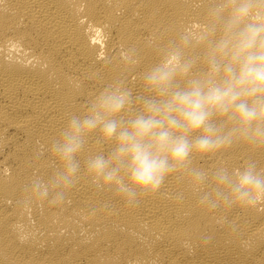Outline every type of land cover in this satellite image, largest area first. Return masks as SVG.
Listing matches in <instances>:
<instances>
[{
	"label": "bare ground",
	"instance_id": "bare-ground-1",
	"mask_svg": "<svg viewBox=\"0 0 264 264\" xmlns=\"http://www.w3.org/2000/svg\"><path fill=\"white\" fill-rule=\"evenodd\" d=\"M208 3L0 0V264H264V201L207 211L174 173L159 192L128 203L86 172L91 155L112 147L98 134L78 157L80 177L62 204L25 203L31 179L60 167L48 148L70 115L116 78L147 95L142 73L181 31L200 27ZM127 47L138 50L135 66L118 56ZM249 160L264 169V146L236 142L194 154L192 163L231 169Z\"/></svg>",
	"mask_w": 264,
	"mask_h": 264
},
{
	"label": "clouds",
	"instance_id": "clouds-1",
	"mask_svg": "<svg viewBox=\"0 0 264 264\" xmlns=\"http://www.w3.org/2000/svg\"><path fill=\"white\" fill-rule=\"evenodd\" d=\"M149 45L159 47L154 39ZM159 52L158 63L142 73L147 95H134L116 78L81 114L70 115L48 148L60 167L47 179H31L26 204H62L80 177L78 157L97 134L98 143L112 147L91 155L86 172L128 203L159 192L174 173L207 211L264 201V169L255 161L231 169L192 163L194 154H216L236 142L264 146V0H209L200 27L185 28ZM118 56L128 66L140 62L135 47Z\"/></svg>",
	"mask_w": 264,
	"mask_h": 264
}]
</instances>
